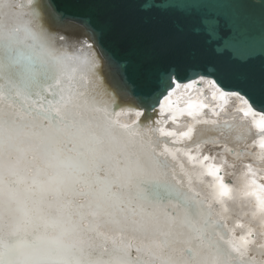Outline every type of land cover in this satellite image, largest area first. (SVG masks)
Wrapping results in <instances>:
<instances>
[{
	"label": "snow or ice",
	"instance_id": "1",
	"mask_svg": "<svg viewBox=\"0 0 264 264\" xmlns=\"http://www.w3.org/2000/svg\"><path fill=\"white\" fill-rule=\"evenodd\" d=\"M70 24L0 0V264H264V79L257 98L214 64L177 62L110 90L96 32L83 24L70 50ZM224 47L264 56V31Z\"/></svg>",
	"mask_w": 264,
	"mask_h": 264
},
{
	"label": "water",
	"instance_id": "2",
	"mask_svg": "<svg viewBox=\"0 0 264 264\" xmlns=\"http://www.w3.org/2000/svg\"><path fill=\"white\" fill-rule=\"evenodd\" d=\"M36 2L54 8L60 16L71 21L64 30L70 50L76 40L87 38L80 34L83 24L96 32L99 48L111 58L110 63H102L101 69L102 78L110 90L125 80L136 91L143 90L158 69L188 62L214 64L226 79L254 85L257 98L260 96L264 56L247 60L236 58L230 49L224 47V39L237 29L256 35L264 31V11L259 7L261 0H185L200 5L186 10L174 7L145 9L146 0ZM164 2L155 0L157 4ZM233 2L249 7L241 16H233L216 7ZM47 23L51 27V23ZM218 47L223 51L217 52Z\"/></svg>",
	"mask_w": 264,
	"mask_h": 264
},
{
	"label": "bare ground",
	"instance_id": "3",
	"mask_svg": "<svg viewBox=\"0 0 264 264\" xmlns=\"http://www.w3.org/2000/svg\"><path fill=\"white\" fill-rule=\"evenodd\" d=\"M38 3V2H37ZM42 22H45V21H42ZM210 99V98H209ZM124 119H126L127 117H123ZM249 120H250V118H249ZM186 124H187V120H186V118H180L179 120H178V122H177V124L176 125H172V127H174V128H176L177 130H182V129H184L185 128V126H186ZM217 135H219V134H217Z\"/></svg>",
	"mask_w": 264,
	"mask_h": 264
},
{
	"label": "clouds",
	"instance_id": "4",
	"mask_svg": "<svg viewBox=\"0 0 264 264\" xmlns=\"http://www.w3.org/2000/svg\"><path fill=\"white\" fill-rule=\"evenodd\" d=\"M118 116L120 115V114H117Z\"/></svg>",
	"mask_w": 264,
	"mask_h": 264
}]
</instances>
